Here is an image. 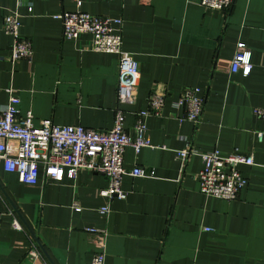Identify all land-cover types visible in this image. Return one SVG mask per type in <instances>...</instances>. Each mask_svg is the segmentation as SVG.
Wrapping results in <instances>:
<instances>
[{"label":"crops","instance_id":"crops-1","mask_svg":"<svg viewBox=\"0 0 264 264\" xmlns=\"http://www.w3.org/2000/svg\"><path fill=\"white\" fill-rule=\"evenodd\" d=\"M75 11L121 21L122 50L138 69L132 104H116L114 55L90 50L87 36L62 39L54 16ZM8 14L30 43L29 60L10 59L11 40L1 30ZM238 43L250 54L245 77L229 72ZM185 88L203 100L196 124L176 121L183 110L172 103ZM8 90L18 115L29 111L34 126L105 131L118 107L130 138L149 95L165 99L159 117L144 119L153 149H124L126 171L153 173L123 176L124 200L99 195L106 187L100 174L80 170L74 180L52 182L39 169L36 184L27 186L0 162V264H86L99 252L103 264H264V135L256 140L264 124L252 114L264 108V0H232L224 12L198 0H0V112ZM6 145L13 156L16 143ZM185 148L181 167L175 151ZM214 149L252 160L237 168L246 185L233 201L198 191L196 154ZM102 207L106 215L98 213ZM13 219L20 230L10 227Z\"/></svg>","mask_w":264,"mask_h":264},{"label":"built area","instance_id":"built-area-1","mask_svg":"<svg viewBox=\"0 0 264 264\" xmlns=\"http://www.w3.org/2000/svg\"><path fill=\"white\" fill-rule=\"evenodd\" d=\"M76 6L79 2L76 1ZM232 0H198V5L210 11L224 12L231 7ZM30 12V8H27ZM54 19L60 22L61 37L74 41L81 36L90 40L89 48L95 52L114 55L117 59L115 100L117 105L132 104L134 101L138 69L132 56L122 50L121 21L100 16H92L80 11L62 12ZM1 30L11 40L9 56L11 60H29L30 43L19 34V21L15 14L2 17ZM251 68L250 54L243 44H236V50L229 62V72L245 77ZM6 106L0 112V162L4 173L13 174L18 183L33 186L38 179L39 169L45 180L60 182L63 177L74 180L80 170L100 174L106 180V187L99 191L101 197L108 200H124L126 193L121 188V179L125 175L133 178H147L152 171L133 167L126 171L123 167V152L130 147L136 154L141 148L153 149L146 138L144 119L159 117L165 95L150 94L146 109L135 114L130 138L123 129L124 112L118 107L114 110L112 126L105 131L83 128L81 126H55L47 121L34 126L29 111L19 116L17 98L8 90ZM174 109H182L183 114L176 118L178 123L196 124L202 113L203 100L195 95V90L185 88L173 101ZM252 114L264 124V108H254ZM263 132L256 133L259 142ZM16 143L13 156L7 154V142ZM188 150L175 151V159L183 166ZM201 162L195 178L198 191L207 198L225 202L236 199L238 192L246 185L245 178L238 171L239 165L252 166L250 157L238 154L222 155L218 150L196 154ZM73 211L79 209L73 206ZM107 207L99 208L98 213L106 215ZM13 230H20L15 219L10 221ZM205 232L209 229H203ZM94 234L96 230L86 229ZM28 256L38 258L31 249ZM104 254L94 253L86 264H103Z\"/></svg>","mask_w":264,"mask_h":264}]
</instances>
